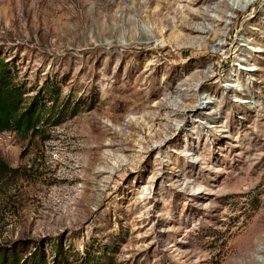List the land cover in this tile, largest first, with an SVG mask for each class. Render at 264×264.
I'll list each match as a JSON object with an SVG mask.
<instances>
[{"label": "rangeland", "instance_id": "374dc122", "mask_svg": "<svg viewBox=\"0 0 264 264\" xmlns=\"http://www.w3.org/2000/svg\"><path fill=\"white\" fill-rule=\"evenodd\" d=\"M152 10L0 0V58L43 114L36 134L0 133V248L70 264H264V0L222 9L219 39L180 29L183 13L158 51Z\"/></svg>", "mask_w": 264, "mask_h": 264}, {"label": "trees", "instance_id": "16d2710c", "mask_svg": "<svg viewBox=\"0 0 264 264\" xmlns=\"http://www.w3.org/2000/svg\"><path fill=\"white\" fill-rule=\"evenodd\" d=\"M14 72L7 66V63L0 58V133L32 132L36 134L39 130L36 122L43 121L42 111L33 113L32 109L26 108L23 87L13 83ZM11 173V168L0 157V181ZM18 251L11 250L5 246L0 248V264H70L66 259L62 263L47 261L43 253H33L27 258H20ZM82 264H91L85 259ZM95 264V263H93Z\"/></svg>", "mask_w": 264, "mask_h": 264}, {"label": "bare ground", "instance_id": "6f19581e", "mask_svg": "<svg viewBox=\"0 0 264 264\" xmlns=\"http://www.w3.org/2000/svg\"><path fill=\"white\" fill-rule=\"evenodd\" d=\"M215 1L216 0H191L190 5H192L194 7H198L199 11L202 10L201 6L205 7L204 13H199L197 10H194V11H192L191 9L190 10H184L185 9L184 7L181 9H177L176 4H179V2H176L174 0H150V6L151 7L153 6V10L151 13V17L153 20L152 32L154 35L152 38V45H155V46L157 45V47L154 48V50L155 51L160 50L158 47L160 45V41L164 39L163 33L165 31H169L172 27V24H174L178 20V17H180V15H182L183 13H185L186 18L188 20H185L184 24L179 26L180 29H182L183 31H187L190 35L200 33V34H205V35H212L215 38L219 39V38H221L219 33L221 32L220 27L223 23L222 18L224 16L222 9H228L230 11H233L234 13L240 12V11L244 12L256 0H231L233 2L232 6H228L226 3H223L222 1H220L218 5L211 6ZM141 7H142V5H136V8H135L136 11L138 12ZM162 11H165L166 14L171 15V17L168 18V16H163ZM209 13L218 14V16L220 17V20H218V21L210 20L208 17ZM219 13H220V15H219ZM95 17H96V14H95ZM96 18L98 19L99 17L97 16ZM198 20L199 21L205 20L206 22H209L210 24L213 25V26H211V28H213V30L208 29L205 26H201V28H197L194 23H196ZM233 28H234V25L233 24L230 25L229 26V32ZM228 36H229V33H227V35L225 36V39H227ZM177 38H180V37L178 36ZM153 39H156V40L153 41ZM202 39L203 38H200L198 40V41L202 42V44L199 47L202 50H204V49L208 50L207 47L205 46L204 42L209 41V39L208 40H207V38L206 39L204 38L203 40ZM164 40L170 42L169 39H164ZM187 40L193 41L194 39L189 38ZM156 43H158V44H156ZM255 52H262V50H256ZM250 71H253V69H251ZM230 87L233 88L234 86H229V89H230ZM261 230H264V226L262 227ZM248 264H260V263L251 260L248 262Z\"/></svg>", "mask_w": 264, "mask_h": 264}]
</instances>
